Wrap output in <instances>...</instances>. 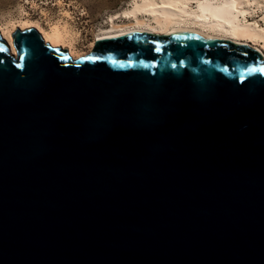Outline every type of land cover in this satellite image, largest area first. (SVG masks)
Listing matches in <instances>:
<instances>
[{
    "label": "water",
    "instance_id": "water-1",
    "mask_svg": "<svg viewBox=\"0 0 264 264\" xmlns=\"http://www.w3.org/2000/svg\"><path fill=\"white\" fill-rule=\"evenodd\" d=\"M0 35V264H264V57L128 33L73 59Z\"/></svg>",
    "mask_w": 264,
    "mask_h": 264
},
{
    "label": "bare ground",
    "instance_id": "bare-ground-1",
    "mask_svg": "<svg viewBox=\"0 0 264 264\" xmlns=\"http://www.w3.org/2000/svg\"><path fill=\"white\" fill-rule=\"evenodd\" d=\"M263 4L261 0H131L122 13L110 16L108 26L98 30L100 34L90 47L98 40L134 32L159 36L189 32L248 46L264 57V14L259 21H247V16L255 13L254 8L262 9ZM11 26L0 31L15 56L12 35L15 30L27 28H36L56 47L68 50L73 59L87 55L77 50L79 33L67 22L51 24L47 29L31 22Z\"/></svg>",
    "mask_w": 264,
    "mask_h": 264
},
{
    "label": "rangeland",
    "instance_id": "rangeland-1",
    "mask_svg": "<svg viewBox=\"0 0 264 264\" xmlns=\"http://www.w3.org/2000/svg\"><path fill=\"white\" fill-rule=\"evenodd\" d=\"M130 2L131 0H0V29L7 30L11 25L19 26L22 22L39 24L47 29L51 24L67 22L79 33L77 50L88 54L94 47L93 45L91 48L90 44L100 34V30L108 26L110 16L122 13ZM253 11L255 13L252 16H247L248 23L259 21L264 14V8L255 7ZM28 29L32 28L18 29L14 33Z\"/></svg>",
    "mask_w": 264,
    "mask_h": 264
}]
</instances>
